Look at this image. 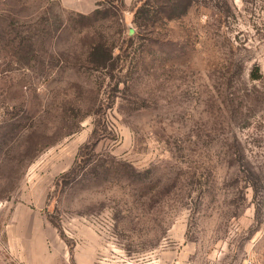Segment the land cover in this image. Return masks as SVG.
<instances>
[{
  "label": "rangeland",
  "instance_id": "rangeland-1",
  "mask_svg": "<svg viewBox=\"0 0 264 264\" xmlns=\"http://www.w3.org/2000/svg\"><path fill=\"white\" fill-rule=\"evenodd\" d=\"M68 1L0 0V264L264 259V0Z\"/></svg>",
  "mask_w": 264,
  "mask_h": 264
},
{
  "label": "trees",
  "instance_id": "trees-1",
  "mask_svg": "<svg viewBox=\"0 0 264 264\" xmlns=\"http://www.w3.org/2000/svg\"><path fill=\"white\" fill-rule=\"evenodd\" d=\"M177 1H178V4H184V1H185V0H152V1H150V2H146V1H145L141 7L136 8L135 13H134L133 22H134L135 24H138L137 21H136V19H137V17L139 16V14H142V12H145V11H146V9H145V6H146V5L150 6V7L147 9V10H149L150 8L158 7V6H160V5H161V6H164V4L166 5V4H169V2H171V6L173 7V11H174V9H175V10L177 9V8H175V7H176V4H177ZM185 9H186V8L182 9L180 14L185 13V12H186ZM156 10H157V9H156ZM156 10H155V11H156ZM172 15H176V13H174V14H168L167 16L171 17ZM93 50H95V49L93 48Z\"/></svg>",
  "mask_w": 264,
  "mask_h": 264
},
{
  "label": "crops",
  "instance_id": "crops-1",
  "mask_svg": "<svg viewBox=\"0 0 264 264\" xmlns=\"http://www.w3.org/2000/svg\"><path fill=\"white\" fill-rule=\"evenodd\" d=\"M127 1V0H126ZM64 2H65V5H67V7H69V8H71V9H75V10H78V11H83V10H85L82 6H80V4L78 3V2H74V3H72V2H69L68 0H64ZM31 221H33V220H31ZM29 222V223H31V225H30V227H29V230H27V232L29 233V235H30V239L31 238H33L32 237V232H34V231H36V227H37V223H36V221L35 222ZM35 223H36V225H35ZM43 224V223H42ZM257 261H259V262H262V263H264V259H258V258H255ZM254 259V260H255Z\"/></svg>",
  "mask_w": 264,
  "mask_h": 264
},
{
  "label": "built area",
  "instance_id": "built-area-1",
  "mask_svg": "<svg viewBox=\"0 0 264 264\" xmlns=\"http://www.w3.org/2000/svg\"><path fill=\"white\" fill-rule=\"evenodd\" d=\"M246 264H264V263L259 262V261L254 260V259H247V263Z\"/></svg>",
  "mask_w": 264,
  "mask_h": 264
}]
</instances>
